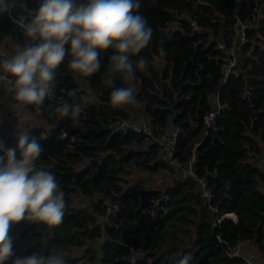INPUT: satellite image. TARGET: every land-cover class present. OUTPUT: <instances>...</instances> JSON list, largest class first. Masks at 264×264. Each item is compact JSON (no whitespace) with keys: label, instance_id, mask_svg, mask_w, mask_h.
<instances>
[{"label":"trees","instance_id":"trees-1","mask_svg":"<svg viewBox=\"0 0 264 264\" xmlns=\"http://www.w3.org/2000/svg\"><path fill=\"white\" fill-rule=\"evenodd\" d=\"M42 0H15L11 12L0 14V41L20 47L34 42L14 20L39 8ZM84 0H77V3ZM264 0H251L239 12L247 41L235 47L236 72L224 82L227 51L238 40L235 0H139L134 11L153 29L141 54L146 72H137L136 106L113 109L111 88L102 81L111 50L101 53L100 71L89 77L74 74L67 59L57 70L54 95L42 105H23L6 92L9 75L0 71V116L9 109L38 114L40 122L25 125L44 151L37 166L52 172L65 193L64 221L55 228L21 221L14 224L15 256L39 253L47 257L55 246L66 252L67 264H247L248 256L264 264ZM31 17L25 20L30 22ZM224 45V49L219 47ZM68 47V45H66ZM163 48L165 55L159 54ZM0 50V60L11 58ZM95 98L86 102L78 120L61 118L55 107L80 105L81 84ZM117 86L129 82L117 76ZM213 124L205 116L217 106ZM121 120L148 121L160 134L178 129L175 158L192 165L208 182L211 199L198 183L160 160V146L142 133L114 131ZM4 151L20 150L18 139L0 130ZM2 154V153H0ZM136 171L167 172L160 188L127 184ZM109 198L120 205L107 216ZM143 209H156L151 218ZM227 214L234 218H223ZM98 243L97 251L84 246ZM15 257H13L14 259ZM7 264H12L9 260Z\"/></svg>","mask_w":264,"mask_h":264},{"label":"clouds","instance_id":"clouds-1","mask_svg":"<svg viewBox=\"0 0 264 264\" xmlns=\"http://www.w3.org/2000/svg\"><path fill=\"white\" fill-rule=\"evenodd\" d=\"M15 0H0V14L10 13ZM139 0H42L14 22L34 43L14 45L15 54L0 60V71L12 77L6 92L23 105H42L57 86V70L67 59L76 75L89 77L100 71L101 53L111 50L103 83L110 87V107L136 106L137 72H146L148 60L140 55L152 40L153 29L138 11ZM31 17L30 22L25 23ZM68 45V47H66ZM159 54L165 55L163 48ZM119 76L129 82L117 86ZM61 118L78 120V103L64 102L55 107ZM16 149L4 151L0 142V264H67V252L55 246L45 257L39 253L15 256L10 229L21 221L55 228L64 221L65 193L55 175L37 166L44 151L28 131L17 129ZM233 219V218H232ZM13 257H15L13 259ZM185 256L178 264H189Z\"/></svg>","mask_w":264,"mask_h":264},{"label":"built area","instance_id":"built-area-1","mask_svg":"<svg viewBox=\"0 0 264 264\" xmlns=\"http://www.w3.org/2000/svg\"><path fill=\"white\" fill-rule=\"evenodd\" d=\"M236 2V11L234 13V18L236 19V25L239 27L238 31V40L232 45V47L227 51V59L225 58V62L223 64V72L225 74L224 82L227 78L236 72V65L237 59L235 54V47L238 45H242L247 41L246 38V30L252 28L255 24L253 23H244L240 19V9L246 5H251V0H235ZM261 5H264V2H261ZM219 47L224 49V45L219 43ZM81 90L83 92L81 96L80 107L81 110L85 106L86 102L95 98V92L93 88L90 86L89 83L83 82L81 84ZM217 106L212 109L206 116H205V123L210 126L214 123L216 118L220 113V105L219 101H216ZM26 114L24 111H18L14 114H11L5 119L4 128L3 130L11 135L13 138L17 139V129L20 126L22 130H24V118ZM114 131H132L136 133H142L147 135L155 142H157L160 146V160L174 168H177L182 173V178L192 177L198 183V187L202 193V196L207 200L211 199V191L208 187V182L205 178L199 177L196 173L193 166L184 165L180 163L174 156L175 153V146H176V139L178 135V129H173L170 127H166L160 134H157L156 129L148 122V121H132V120H121L118 123L113 125ZM105 204L107 205V216H116V214L120 211V205L113 203L109 198L104 200ZM142 212L146 214L148 217H155L156 216V209H143ZM224 215V214H223ZM223 215L220 218V221L223 219ZM236 220V219H235ZM241 245L240 248L237 249V253L241 254L247 262V264H256L252 261L248 256H245L241 252ZM91 249L97 251L98 243L96 241H91L84 246V250ZM141 250H137L134 256L129 258L130 264H136V256L140 255Z\"/></svg>","mask_w":264,"mask_h":264},{"label":"rangeland","instance_id":"rangeland-1","mask_svg":"<svg viewBox=\"0 0 264 264\" xmlns=\"http://www.w3.org/2000/svg\"><path fill=\"white\" fill-rule=\"evenodd\" d=\"M14 43L8 41V40H1L0 41V50L3 51V53H5L6 55H8L9 53L12 54V52H10L11 49H14ZM24 109H22L23 111ZM21 111V110H20ZM10 112L9 109L3 110L0 116V130H3L4 128V122L5 119L10 116V114L8 113ZM25 115L24 118V122L25 125L28 124H32L35 122H40L38 119V114H30L29 112ZM167 176H169V174L167 172H161L159 174H148L145 172H134L133 174L129 175L127 177V184L131 185V186H142L144 188H160L162 186H164L166 180L168 179ZM228 218H235V216H229Z\"/></svg>","mask_w":264,"mask_h":264},{"label":"water","instance_id":"water-1","mask_svg":"<svg viewBox=\"0 0 264 264\" xmlns=\"http://www.w3.org/2000/svg\"><path fill=\"white\" fill-rule=\"evenodd\" d=\"M223 218H228V216H224V215H223Z\"/></svg>","mask_w":264,"mask_h":264},{"label":"crops","instance_id":"crops-1","mask_svg":"<svg viewBox=\"0 0 264 264\" xmlns=\"http://www.w3.org/2000/svg\"><path fill=\"white\" fill-rule=\"evenodd\" d=\"M232 217H233V216H232ZM234 219H236V220H237V219H238V216H237V218H234Z\"/></svg>","mask_w":264,"mask_h":264},{"label":"bare ground","instance_id":"bare-ground-1","mask_svg":"<svg viewBox=\"0 0 264 264\" xmlns=\"http://www.w3.org/2000/svg\"><path fill=\"white\" fill-rule=\"evenodd\" d=\"M226 216H228V214Z\"/></svg>","mask_w":264,"mask_h":264}]
</instances>
